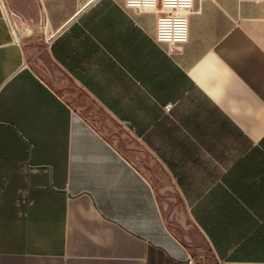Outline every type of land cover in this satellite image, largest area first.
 I'll return each mask as SVG.
<instances>
[{"label": "crops", "instance_id": "obj_1", "mask_svg": "<svg viewBox=\"0 0 264 264\" xmlns=\"http://www.w3.org/2000/svg\"><path fill=\"white\" fill-rule=\"evenodd\" d=\"M0 0V264H264V0Z\"/></svg>", "mask_w": 264, "mask_h": 264}, {"label": "built area", "instance_id": "obj_2", "mask_svg": "<svg viewBox=\"0 0 264 264\" xmlns=\"http://www.w3.org/2000/svg\"><path fill=\"white\" fill-rule=\"evenodd\" d=\"M156 2L157 0H127L129 5L136 8L152 7ZM161 6L164 15L158 19V38L173 42L183 40L191 0H161Z\"/></svg>", "mask_w": 264, "mask_h": 264}]
</instances>
